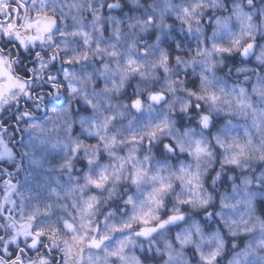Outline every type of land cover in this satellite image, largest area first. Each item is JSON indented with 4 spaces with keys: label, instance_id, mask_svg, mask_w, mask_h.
I'll use <instances>...</instances> for the list:
<instances>
[{
    "label": "snow or ice",
    "instance_id": "1",
    "mask_svg": "<svg viewBox=\"0 0 264 264\" xmlns=\"http://www.w3.org/2000/svg\"><path fill=\"white\" fill-rule=\"evenodd\" d=\"M0 264H264V0H0Z\"/></svg>",
    "mask_w": 264,
    "mask_h": 264
}]
</instances>
